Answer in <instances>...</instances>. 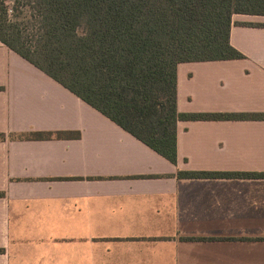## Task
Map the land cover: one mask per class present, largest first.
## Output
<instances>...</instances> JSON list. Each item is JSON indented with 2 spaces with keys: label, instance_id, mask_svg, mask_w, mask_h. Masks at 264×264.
Masks as SVG:
<instances>
[{
  "label": "crops",
  "instance_id": "obj_1",
  "mask_svg": "<svg viewBox=\"0 0 264 264\" xmlns=\"http://www.w3.org/2000/svg\"><path fill=\"white\" fill-rule=\"evenodd\" d=\"M262 18L177 65L179 112L264 113ZM0 133L68 134L0 142V264H264V179L176 177L264 172V121L178 122L173 165L0 43Z\"/></svg>",
  "mask_w": 264,
  "mask_h": 264
},
{
  "label": "trees",
  "instance_id": "obj_2",
  "mask_svg": "<svg viewBox=\"0 0 264 264\" xmlns=\"http://www.w3.org/2000/svg\"><path fill=\"white\" fill-rule=\"evenodd\" d=\"M7 2L16 17L25 14L32 34L7 25ZM234 14L264 17V0H0V43L176 165L178 122L264 121V113L177 110L178 64L244 59L229 43ZM53 136L68 134L0 133V142ZM176 177L264 179V172Z\"/></svg>",
  "mask_w": 264,
  "mask_h": 264
},
{
  "label": "rangeland",
  "instance_id": "obj_3",
  "mask_svg": "<svg viewBox=\"0 0 264 264\" xmlns=\"http://www.w3.org/2000/svg\"><path fill=\"white\" fill-rule=\"evenodd\" d=\"M6 7H7V10H8V13H7V25H8V23L10 24V23H13V22H15L17 25H18V27L20 28V29H25V31H24V34L25 35H27V33H29V34H32V32L30 31V28H29V25L30 24H28V22H27V24H26V22L24 21V19H22V17L25 15L24 13H22L21 15H19L18 17H16L15 15H14V12L13 11H10V9H12V5H11V2H7L6 3ZM258 21H260V22H263L264 23V18H262V19H257ZM27 32V33H26ZM28 37V36H27ZM27 39H29V38H27Z\"/></svg>",
  "mask_w": 264,
  "mask_h": 264
}]
</instances>
